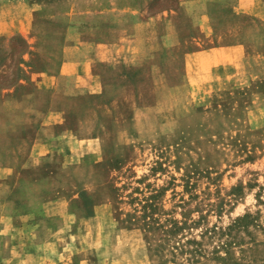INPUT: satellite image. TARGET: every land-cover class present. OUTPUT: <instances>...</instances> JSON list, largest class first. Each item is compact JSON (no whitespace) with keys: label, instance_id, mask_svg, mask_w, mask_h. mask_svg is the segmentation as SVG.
Segmentation results:
<instances>
[{"label":"rangeland","instance_id":"374dc122","mask_svg":"<svg viewBox=\"0 0 264 264\" xmlns=\"http://www.w3.org/2000/svg\"><path fill=\"white\" fill-rule=\"evenodd\" d=\"M181 1L0 0V264H264V47L187 77Z\"/></svg>","mask_w":264,"mask_h":264},{"label":"crops","instance_id":"0c3cea01","mask_svg":"<svg viewBox=\"0 0 264 264\" xmlns=\"http://www.w3.org/2000/svg\"><path fill=\"white\" fill-rule=\"evenodd\" d=\"M193 1H198L200 4L197 11H189L183 4L190 2V0H182L180 6L176 9L171 8L169 11L165 10L149 17L152 21H157L158 28L161 27L160 22L163 20V17L169 18L168 24L166 22L165 25L164 23L162 25L164 29H168V27L169 29H173L172 33L174 34H172V37L174 35V38L170 44L163 43V45L175 50L177 45L180 44L179 38L181 37L184 41L182 42V46L184 61L186 63L185 74L187 77L192 78V74L195 77L202 76L201 71L207 74L222 61H227L232 67H237L242 58L244 60L247 54H254L255 47H264V0ZM192 13L198 14L197 21L189 17ZM164 20H167V18H164ZM199 33H202L204 38ZM86 45L88 48L86 50L87 53L84 55L79 54L76 63L89 65L94 61H124L120 58L124 50H120V44L116 47V43L92 39V41H86ZM196 45L198 48L192 49ZM75 47L78 48V45H72V48ZM126 51L128 52L127 56H130V50L127 49ZM134 51L133 58L136 61L143 59L153 61L147 58L148 53L144 54L143 50ZM118 53L120 55H117ZM174 53L177 54V52ZM257 55L264 57V48L257 51ZM117 57L119 58L118 60H116ZM193 66H195V69H193ZM79 79L78 86L85 87L84 89L87 90L92 88V79L89 74L85 76L79 75ZM40 148L45 153L40 151L39 155L49 154L53 149L52 141L44 140V142H40ZM5 222L11 223V218L7 216ZM25 250L28 252L30 249ZM48 253L49 251L45 252L44 255L37 254L39 258L43 259L44 264L52 263L48 262L49 259L46 255Z\"/></svg>","mask_w":264,"mask_h":264}]
</instances>
